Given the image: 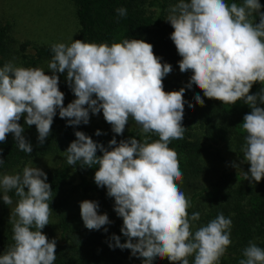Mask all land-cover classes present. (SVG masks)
Here are the masks:
<instances>
[{"label": "clouds", "instance_id": "clouds-1", "mask_svg": "<svg viewBox=\"0 0 264 264\" xmlns=\"http://www.w3.org/2000/svg\"><path fill=\"white\" fill-rule=\"evenodd\" d=\"M264 5L260 0H175L165 18L173 31L170 38L177 53L179 70L191 72L185 86L202 90L208 99L233 105L247 104L241 127L246 133L243 160L250 168L244 179L259 183L264 179V87L254 94V84L264 86ZM126 16L127 9H116ZM259 22H256V18ZM46 74L41 67L17 66L12 61L0 67V142L13 134L19 150L31 155L33 146L22 134L24 117L27 126L35 125L39 144L51 134L54 117L67 120L68 126L87 125L90 114L101 113L112 131L123 136L129 120L140 126L142 139L131 136L108 146L95 141L83 131H75L66 154L67 164L75 167L98 166L94 182L107 189L114 198V211L122 218L121 233L113 234L109 247L129 249L153 264L167 258L172 264H220L232 244V219L221 212L206 225L193 230L200 212L189 215L190 199L181 190L183 172L178 153L169 147L183 140L186 129L185 87L166 91L163 80L172 72L170 63L161 62L153 45L144 39L122 38L120 41L87 42L73 39L70 44L54 43ZM75 99L64 105L59 88V74ZM197 104L205 101L195 95ZM191 109L194 107L188 104ZM155 134L152 140L147 134ZM95 135H101L99 129ZM102 155H97V152ZM3 149L0 148V153ZM5 160L0 155V166ZM239 169L238 164H233ZM18 197L11 209L9 223L12 240L0 254V264H54L57 241L42 231L50 223L53 189L47 173L39 167L25 165L22 172L0 175V197L12 205L9 195ZM99 203L84 199L80 215L89 230H100L112 221L98 213ZM239 264H264V248L249 241Z\"/></svg>", "mask_w": 264, "mask_h": 264}, {"label": "trees", "instance_id": "trees-1", "mask_svg": "<svg viewBox=\"0 0 264 264\" xmlns=\"http://www.w3.org/2000/svg\"><path fill=\"white\" fill-rule=\"evenodd\" d=\"M228 3H241L242 0H227ZM76 5V16L78 19V31L73 39H82L87 42L120 41L122 38L144 39L153 45L154 53L161 57V62L172 65V70L179 67L181 59L176 47L170 38L173 28L165 18L168 14L169 3L167 0H74ZM264 5V0H260ZM156 4L159 8L157 14L148 13V7ZM124 7L127 9L126 16H118L116 9ZM261 11H264L262 7ZM259 22V18H256ZM8 26L0 25V67L7 61L10 48L7 43ZM71 40V42H72ZM70 42V43H71ZM69 43V44H70ZM20 64L23 67H39L42 62H49L52 58L51 45H19ZM191 76V72H189ZM59 88L64 93V105L67 106L75 98L71 88L66 82V73L59 74ZM166 91L179 90L187 83L175 84L163 80ZM262 86L259 83L253 85L251 93L254 94ZM200 94L205 103L203 106L195 101V95ZM185 113L183 125L186 129L183 140H174L169 147L178 153L180 168L183 172L182 182H178L181 190L192 203L188 209L189 215L200 212V203L206 202L209 210L205 219L212 220L219 213L232 219L231 239L232 244L227 251H233L236 255L229 257L226 254L221 258L220 264H239L244 259L242 252L249 241L256 239V244L264 248V179L259 183L244 179V172L250 168L243 160L242 147L245 143L246 133L241 127V122L246 113L251 111L250 107L243 101L237 103L222 104L221 101L208 99L203 92L193 85L191 89L185 87L184 93ZM194 105L189 108L188 104ZM264 107V105H261ZM102 114V111H101ZM103 115V114H102ZM24 126L22 133L33 146L31 155L19 150L13 134L9 133L5 142H0V153L5 162L0 166V174L9 171L10 174L22 172L24 164L34 158H41L55 151L64 152L75 137V131H83L95 141L108 146V141L116 136L117 142L136 136L142 139L140 126L129 127L134 124L129 120L123 136L116 135L112 129L106 136L95 135L96 130L89 129L87 125L68 126L66 119L59 117V110L54 117L51 126V134L41 145L38 141V132L35 125L27 126L24 117L19 121ZM152 140L158 139L155 134H147ZM229 143L235 154L241 159L238 163L240 172L231 173L234 167L232 163L222 160L225 169L214 179L207 182L196 191H190L188 186L204 174L202 154L208 156L214 152L220 155L218 144ZM206 151V153H203ZM97 155H102L97 152ZM98 166L81 167L78 164L73 167L62 161L60 165L47 171V182L53 189V200L50 204L53 209L54 223H49L42 230L51 240L57 241L56 261L54 264H142L141 257L133 256L131 250L110 248L109 242L113 234L120 236L121 243L126 237L121 233L123 220L114 211V198L107 195V189L98 187L94 182V173ZM13 203L18 197L14 192L9 193ZM94 195V197H91ZM78 198L80 200L76 201ZM84 199L95 200L99 203L98 213H107L112 223L100 230H89L84 226L80 210L75 213V207ZM10 205L4 204L0 197V254L7 250L13 243L12 226L7 221L6 215ZM194 258L190 257V264ZM153 264H172L167 258H157Z\"/></svg>", "mask_w": 264, "mask_h": 264}, {"label": "rangeland", "instance_id": "rangeland-1", "mask_svg": "<svg viewBox=\"0 0 264 264\" xmlns=\"http://www.w3.org/2000/svg\"><path fill=\"white\" fill-rule=\"evenodd\" d=\"M167 1L169 5L175 2V0ZM158 10L159 8L156 4L148 7V13L151 15L157 14ZM0 25L8 26L7 43L10 52L6 61H12L17 66L20 64V44L52 45L61 42L69 44L79 28L74 0H0ZM47 65L48 62L45 61L39 67L43 68L46 74L51 75V70L47 69ZM164 80L175 84L188 83L190 74L189 72L182 73L178 67L173 69ZM128 126L135 127L138 125L134 123ZM87 127L92 130L99 129L105 136L111 131V125L105 121L101 113L98 115L90 114V121ZM218 150L222 157L218 156L215 152L212 155L209 154L204 157L202 154L204 174L197 180L189 183L188 188L191 192L200 189L210 180H214L225 169V164L222 162L223 158L232 164H238L241 161L235 154L232 145L228 142L218 144ZM203 153H206V151H203ZM62 161H67L65 152L55 151L44 157L28 160L23 168L25 165H31L47 172L58 167ZM231 171L234 175V182L236 183L237 177L235 174H238L240 169H232ZM3 174H10V172H2L0 175ZM91 197H94V195H91ZM80 199L78 198L76 201ZM15 205L16 202L10 205L6 215L7 221H9L11 209ZM199 206L201 209V218L199 221L193 222V230L201 225H206L210 221L205 219L209 205L206 202H201ZM74 209L75 213H78L80 204ZM50 223H54L52 215L50 217ZM252 241L256 243V239ZM234 255L236 254L232 250L229 252L226 251V256L232 257Z\"/></svg>", "mask_w": 264, "mask_h": 264}]
</instances>
